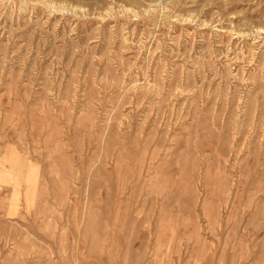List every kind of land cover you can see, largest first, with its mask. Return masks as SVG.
<instances>
[{"label": "rangeland", "instance_id": "obj_1", "mask_svg": "<svg viewBox=\"0 0 264 264\" xmlns=\"http://www.w3.org/2000/svg\"><path fill=\"white\" fill-rule=\"evenodd\" d=\"M0 264H264V0H0Z\"/></svg>", "mask_w": 264, "mask_h": 264}]
</instances>
